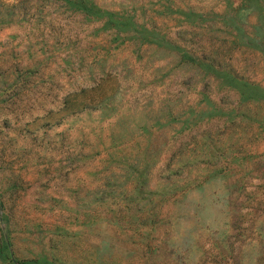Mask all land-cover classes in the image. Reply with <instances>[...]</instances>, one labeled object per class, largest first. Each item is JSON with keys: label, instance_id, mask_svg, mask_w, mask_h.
<instances>
[{"label": "rangeland", "instance_id": "1", "mask_svg": "<svg viewBox=\"0 0 264 264\" xmlns=\"http://www.w3.org/2000/svg\"><path fill=\"white\" fill-rule=\"evenodd\" d=\"M0 264H264V0H0Z\"/></svg>", "mask_w": 264, "mask_h": 264}]
</instances>
